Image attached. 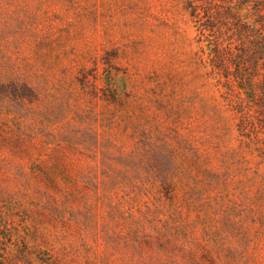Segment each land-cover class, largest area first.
Returning <instances> with one entry per match:
<instances>
[{"label":"rangeland","instance_id":"obj_1","mask_svg":"<svg viewBox=\"0 0 264 264\" xmlns=\"http://www.w3.org/2000/svg\"><path fill=\"white\" fill-rule=\"evenodd\" d=\"M187 4L0 0L8 264H264V67L242 131Z\"/></svg>","mask_w":264,"mask_h":264},{"label":"trees","instance_id":"obj_2","mask_svg":"<svg viewBox=\"0 0 264 264\" xmlns=\"http://www.w3.org/2000/svg\"><path fill=\"white\" fill-rule=\"evenodd\" d=\"M187 6L199 30V40H208L210 50H202L206 54L204 63L211 66L219 83L232 90L236 85L245 89L246 98L236 95L238 99L230 102L237 113L238 127L242 131L250 124L255 127L254 118H261L251 111L250 101L256 94L253 76L264 67V0H188ZM244 9L247 11L243 14ZM21 89L12 91L20 98L28 95L26 90L32 92L26 84ZM261 102L258 114L263 112L264 99ZM19 250L26 255L33 253L26 244ZM10 256L7 246L0 247V264H8ZM44 261L53 264L52 256Z\"/></svg>","mask_w":264,"mask_h":264}]
</instances>
